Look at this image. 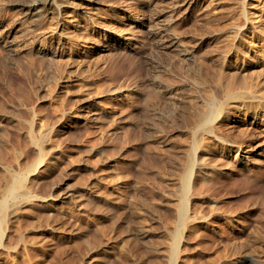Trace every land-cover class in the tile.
Listing matches in <instances>:
<instances>
[{
  "label": "rangeland",
  "instance_id": "rangeland-1",
  "mask_svg": "<svg viewBox=\"0 0 264 264\" xmlns=\"http://www.w3.org/2000/svg\"><path fill=\"white\" fill-rule=\"evenodd\" d=\"M11 2L0 264H264V0Z\"/></svg>",
  "mask_w": 264,
  "mask_h": 264
},
{
  "label": "bare ground",
  "instance_id": "bare-ground-1",
  "mask_svg": "<svg viewBox=\"0 0 264 264\" xmlns=\"http://www.w3.org/2000/svg\"><path fill=\"white\" fill-rule=\"evenodd\" d=\"M101 1L102 0H69V2L66 4V6L69 7V8L71 7L73 9L77 10L78 8L86 7L88 5L89 6H95L96 4H102ZM47 2H48V0H12L11 4L17 6V8H18L17 10L19 11V13L22 16H24L25 19L29 20L32 23V25H36L42 19L43 15H44L43 14V12H44L43 9H44V6L46 5ZM248 27L253 32L256 30V25H254V23L250 22L248 24ZM240 94H242V93H240ZM256 96L258 97V95H256ZM260 97L262 98V96H260ZM82 107L85 108L87 106L86 105H82ZM258 124L261 125L260 126L261 129L264 131V121L258 122ZM210 129H212V128H210ZM244 147H245V145H244ZM244 151L245 152H247V151H255V152L259 153L260 155H264V140L259 142L254 147H248V150L246 149ZM189 163L191 164L192 161L190 160ZM21 183H22L21 179H17L14 182V185L12 186L10 192L13 194L14 191L21 185ZM187 183H188V177L185 175V178H184L185 191H186V186H187L186 184ZM187 204H189V203H184L183 205H181L182 207H180V220H181V223L185 222V220L187 218H189V210H188ZM191 209H193V208L191 207Z\"/></svg>",
  "mask_w": 264,
  "mask_h": 264
}]
</instances>
